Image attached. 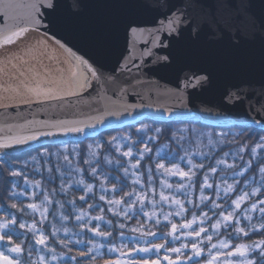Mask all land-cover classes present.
Returning <instances> with one entry per match:
<instances>
[{
	"label": "snow or ice",
	"instance_id": "1",
	"mask_svg": "<svg viewBox=\"0 0 264 264\" xmlns=\"http://www.w3.org/2000/svg\"><path fill=\"white\" fill-rule=\"evenodd\" d=\"M196 6L213 9L206 26L211 28L213 38L229 54L243 59L259 72L260 92L264 97V0H217L213 4L198 2ZM31 7L34 12L27 18L26 26L0 32V44L15 43L23 34L37 31L45 23L50 26L46 33L55 36L57 30L75 25L80 20L84 5L81 0H71L70 3L40 0L38 5ZM110 7L113 11L104 19L94 38L101 50L106 46L107 37L118 28L137 30L145 21L135 17L150 6L145 0H114ZM167 7L172 11L177 6L169 0ZM216 8H223L225 15L218 18L214 11ZM181 24H190L198 29L195 33L197 40L205 27L196 23L186 10L169 20L167 25L161 22V28L156 30L155 47L167 49V55L157 57L164 69L172 68L185 58V53L178 47L180 39H177V36L182 39L184 35ZM134 25L137 28H133ZM161 32L172 36L170 45L166 42L167 37L160 39ZM56 44L64 47L59 40ZM72 59L77 69L72 73V85L77 90L91 88L92 81L104 87L120 79L114 75L115 68L112 69L113 75L106 74L99 59H84L75 53H72ZM126 70L130 71L127 63L121 68V71ZM189 71L196 77L197 84L212 81V73L206 68H191ZM233 87L236 91L230 94L229 99L234 102L245 96L251 98L250 93L254 94L253 85L248 82ZM26 88L37 104L63 98L52 88L42 89L39 85H26ZM69 95H76V92ZM135 107L122 106L124 111ZM111 114L121 113L115 111ZM159 119L166 118L161 114ZM94 120V123L61 120L45 125L46 131L32 135L6 133L0 138V148L10 149L13 145L39 141L41 136L75 134L77 137L76 141L62 142L63 147L42 144L43 151L36 150L37 156L32 157V170L40 172L41 179L29 177L27 161L18 169L11 168L10 176L20 178L26 187L23 191H11L9 199L13 202L9 205L0 202V210L4 212L0 219V242L6 241L8 245L0 250V264H98V257L114 253L118 256L105 258L103 264H161V260L167 264H264V158L255 160L258 150L264 149V130L258 134L251 148L243 143L235 153L223 151L219 156L216 151L219 145L240 143L239 137L229 140L221 133L214 140L212 135H208L207 152L191 151L182 144L186 139L183 132L170 136L165 133L168 144L156 147L160 129L150 130L141 126L134 132L111 135L107 140L103 136L94 137L95 142L83 149L76 146L69 149V143H83L79 141L80 136L87 139L97 125L104 126L102 118L95 117ZM12 127L9 126L7 131L11 132ZM18 127L23 129L25 125ZM2 131L5 129L0 128ZM196 136L199 139L202 134L196 133ZM173 144L177 151L170 146ZM52 148L58 150L52 152ZM245 151L248 159L241 155ZM11 155L8 152L0 154V164L9 165ZM254 164L258 171L253 170ZM45 166L46 177L41 170ZM3 171L0 169V174ZM173 177H178L179 181L172 180ZM7 184L5 180V195H8ZM16 186L12 184L13 189ZM76 192L80 193L78 197ZM37 196H40L39 202L36 201ZM20 197H28L30 202L16 203L15 199ZM2 199L0 197V201ZM246 203L247 207L242 208ZM9 207L20 214L19 219L8 212ZM106 212L116 218L115 223L105 215ZM257 212L258 216L254 215ZM24 216H31V222L24 221ZM173 217H179V222ZM133 218L135 225L131 223ZM73 219L74 223L69 228L67 222ZM45 224L49 225L50 231L43 227ZM17 227L24 230L21 235L25 240L31 233L34 245L29 243L25 247L23 241L16 243L13 240ZM253 234L261 238L254 239ZM244 238H249L250 242H244ZM233 240L237 241L235 247ZM56 244L60 245L61 251H57ZM35 245L39 246L37 253H50V260L44 254H38L37 259L32 260ZM77 246L83 247L72 255ZM222 257L228 259L222 260ZM232 257L241 259L233 260Z\"/></svg>",
	"mask_w": 264,
	"mask_h": 264
},
{
	"label": "water",
	"instance_id": "2",
	"mask_svg": "<svg viewBox=\"0 0 264 264\" xmlns=\"http://www.w3.org/2000/svg\"><path fill=\"white\" fill-rule=\"evenodd\" d=\"M81 2L84 8L80 20L75 25L57 30L55 36L46 33L50 26L45 23L39 30L23 34L15 43L0 44V128L5 129L0 132V138L6 133L32 135L46 131L45 125L61 120L94 123L95 117L102 118L104 126L97 125L87 139L144 121L194 122L212 128L254 127L264 130V108H261L264 97L260 92L259 72L218 44L211 28L206 26L213 9L196 6L198 2L213 4L217 0H171L177 6L172 11L167 7L169 0H145L150 7L135 17L145 22L138 28L134 25L135 31L118 28L107 37L103 50L94 38L104 19L113 11L110 5L114 0ZM39 3L40 0H0V32L26 26L27 18L34 12L31 6ZM9 4L12 7L9 8ZM185 10L196 23L205 27L197 40L195 33L198 29L190 24L180 25L184 35L182 39L177 36L180 39L178 47L185 53V58L172 68L164 69L157 57L167 55V49L155 47L156 30L161 28V22L167 25ZM214 11L218 18L225 15L223 8ZM159 36L161 40L167 37L166 42L171 44L172 36L167 32H161ZM57 40L64 45L63 48L56 44ZM72 53L84 59L101 60L108 75H113L112 69L115 68L114 75L120 78L119 81L104 87L92 81L91 88L75 89L72 73L77 69ZM125 63L130 71H121ZM197 67L212 73L210 83H196V77L189 69ZM245 82L253 85L251 98L245 96L235 102L229 99L236 91L233 86ZM26 85L55 89L63 98L37 104ZM70 92H76V95H69ZM123 105L136 107L124 111ZM115 111L121 114L112 115ZM161 114L166 119H159ZM19 125L25 127L21 129ZM9 126H13L11 132L7 131ZM87 139L79 137V141ZM76 140L75 134L41 136L39 141H29L27 145L0 148V154L18 155L40 148L42 144L57 145Z\"/></svg>",
	"mask_w": 264,
	"mask_h": 264
},
{
	"label": "trees",
	"instance_id": "3",
	"mask_svg": "<svg viewBox=\"0 0 264 264\" xmlns=\"http://www.w3.org/2000/svg\"><path fill=\"white\" fill-rule=\"evenodd\" d=\"M141 126H145L150 130L160 129L161 136H160V140H159L158 144L156 145V147H163V146L168 144V136L164 135L165 133H168V135L170 136L172 134H180L183 132L186 139L182 141V144H183L185 149H189L191 151L203 150L204 152H207L208 148L205 147V145H207L208 135H212L214 140L219 138L221 133H223L226 137H228L229 140H231L232 137H239L240 143H227V142H225L224 144L219 145L218 146L219 150H216L218 156L222 155L223 151H230V153H235L236 150L238 149V147L240 146V144H243V143H247L248 147L251 148L256 143V140L258 138V134H260L262 132L261 129L254 128V127L253 128H247V127L212 128V127L205 126L201 123H194V122L161 123V122H156V121H144V122H142L136 126H129V127H126L124 129H120V130L108 131V132L103 133L99 136H103L104 139L107 140V139H110L111 135H117L118 136V135L124 134L125 132H134L136 129L140 128ZM184 130H188V131L184 132ZM196 133H201L202 136L198 139L196 136ZM149 134H151V131ZM99 136H97V137H99ZM250 136H253L254 138L249 139ZM69 142H73V141H69ZM81 142H83V143H79L76 145L69 143V149H71L72 146H76L80 149H83L87 146V144H92L95 141H94V137H93V138H90V139H87V140L81 141ZM57 145H60L61 147H63V143H60ZM170 146L172 147L173 151H177L176 146L174 144L170 145ZM38 149L43 151V149L40 147V148H36V149H32L30 151L24 152L22 154L12 155L9 158V165L0 164V169H4L3 173L0 174V197L3 198L2 201H0V202H2L5 206H7L11 202H13L12 200L9 199L11 191H13V190H15L17 192L23 191V190H25V187H26L20 178H13L10 176L11 168L14 167V168L18 169L25 161H27L29 163V168L27 169V174L29 175V177L31 179H34V180L35 179H41L40 172H33V170H32V157L37 156L36 150H38ZM57 150H58L57 148L51 149L52 152H56ZM154 150H155V148H154ZM29 152H31V155H28ZM241 155H243L245 157V159L249 158L247 151H245L244 153H241ZM262 158H264V151L261 152L260 158H258L256 161H259ZM196 159L199 160L200 157L197 156ZM42 163L43 162H41V164ZM238 163H239V161H238ZM37 167H39V165H37ZM41 170L44 172V175L46 177L47 176L46 166ZM253 170H256L255 164L253 165ZM256 171H258V170H256ZM240 179H241V181H243V177H241ZM5 180L8 181V184H7L8 195H5ZM13 183H15L17 185L15 189L12 188ZM57 184H58V181H57ZM29 191H31V189H29ZM97 191H99V189H97ZM75 195L78 197L80 195V193L76 192ZM233 195H235V194H233ZM258 198L259 197H257L256 199H258ZM13 199H15V198H13ZM39 200H40V196H37L36 201L39 202ZM15 202L18 204H20V203L26 204V203L30 202V200L28 199V197H20L19 199H15ZM77 202L79 203V201H77ZM53 207H55V205H53ZM243 207H247V203ZM7 210H8V212L16 215L19 219L20 214L16 213L15 209H11L9 207ZM105 215L108 218L112 219L115 223V221H116L115 217H112L111 214L107 213V212L105 213ZM254 215L258 216V212L255 213ZM49 216L51 218V213L49 214ZM3 217H4V212L2 210H0V219H2ZM36 219L37 220L39 219L38 214L36 216ZM141 219H146V218L141 217ZM23 220L30 223L32 220V217L31 216H24ZM176 222H179V219ZM73 223H74V219L72 221L67 222V226L69 228H71ZM131 223L133 225H135V218H133ZM149 226H151V225H149ZM38 227H40V225H38ZM43 227L46 230L50 231L49 225L45 224ZM160 227L162 229L163 225H161ZM211 230L212 229L209 228V232H211ZM23 231L24 230H21L17 227L16 232L13 233V240H15L16 243H20L21 241H23V246H25V247H27L29 243L34 245V240H31V233L27 234L29 239L25 240L24 237L21 235V233ZM46 234H47V232H46ZM60 235H61V237H63V232H61ZM114 235H115V233H114ZM253 238L254 239H260L261 237L258 234H253ZM215 239L216 238L214 237V242H215ZM244 242H250L249 238H244ZM177 243H179V242H177ZM236 243H237V241L233 240V247H235ZM3 245H4V243L1 242L0 243V250L6 249V247H2ZM55 246H56L58 252L62 250L59 244H56ZM82 247L83 246H77L76 249H74L72 255H75V251L80 250ZM36 249H38V245H35L33 248V256L31 257L32 260L37 259L38 253H37ZM24 255L26 257L27 253L25 252ZM117 256H118V253L102 255V256L97 258V261H98V264H103V260L105 258L115 259ZM173 258H175V254H173ZM204 258H206V254H205ZM72 264H75V262H72ZM162 264H167V262L162 260Z\"/></svg>",
	"mask_w": 264,
	"mask_h": 264
},
{
	"label": "rangeland",
	"instance_id": "4",
	"mask_svg": "<svg viewBox=\"0 0 264 264\" xmlns=\"http://www.w3.org/2000/svg\"><path fill=\"white\" fill-rule=\"evenodd\" d=\"M262 151H264V149H260V150H258V153H259V155H257V157H255V160H257L258 158H260V154H261V152ZM229 161L231 162V155L229 156ZM223 167V166H222ZM172 180H175V181H179V178L178 177H173L172 178ZM207 191H211V190H207ZM158 198V197H157ZM245 205V204H244ZM244 205H242V207L244 206ZM161 219H162V217H161ZM173 219L175 220V221H177L178 219L180 220V218L179 217H173ZM95 223V222H94ZM9 227H14V226H9ZM5 231H8V229H5ZM212 231V230H211ZM15 241V240H14ZM1 243V242H0ZM2 243H4V245L2 246V247H8V245H7V243H6V241H4V242H2ZM38 248H39V246H38ZM38 254H44V255H46V258L47 259H49L50 260V258H51V254L50 253H46V252H42V253H38ZM13 255V257H15V254H12ZM142 257L144 256V254H140ZM222 260H224V259H228V257H222L221 258ZM231 259H233V260H238V259H241L240 257H232ZM36 260V259H35ZM63 260V257L61 258V261ZM53 264H59V262H53ZM161 264H162V260H161Z\"/></svg>",
	"mask_w": 264,
	"mask_h": 264
}]
</instances>
